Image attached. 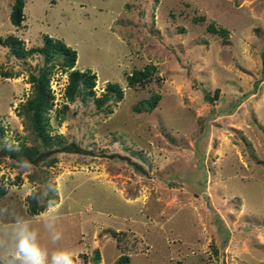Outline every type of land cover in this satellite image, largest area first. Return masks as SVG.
<instances>
[{
	"label": "rangeland",
	"instance_id": "1",
	"mask_svg": "<svg viewBox=\"0 0 264 264\" xmlns=\"http://www.w3.org/2000/svg\"><path fill=\"white\" fill-rule=\"evenodd\" d=\"M11 3L1 37L59 38L94 72L93 96L108 81L122 96L70 98L54 59L43 144L16 114L42 57L0 44V264H21V228L46 264L57 250L74 264H264V0H23L17 25ZM21 145L39 158L8 154Z\"/></svg>",
	"mask_w": 264,
	"mask_h": 264
},
{
	"label": "trees",
	"instance_id": "2",
	"mask_svg": "<svg viewBox=\"0 0 264 264\" xmlns=\"http://www.w3.org/2000/svg\"><path fill=\"white\" fill-rule=\"evenodd\" d=\"M23 0H12L9 20L12 24L17 25L22 17ZM0 44L7 46L8 51L14 56H25L31 52H36L41 55L43 63L39 65L36 71L29 74L31 82V93L22 102L19 103L16 109V114L23 116L29 122L33 133L43 144L49 143L50 134L48 132L47 115L45 114L48 108L51 107L50 92L48 88V67L56 59L64 69H70L68 72V83L66 85V94L73 98L75 95L80 94L84 100L86 96H93V84L95 79L94 72L89 69L79 70L72 68L76 53L75 50L65 44L59 38H53L47 34L43 35L40 45L25 48L22 41L16 35L7 34L3 37L0 36ZM135 77H128L132 82L136 80L139 74L144 75V72L134 71ZM122 96V89L117 82L108 81L104 86V90L98 96H93V102L96 108L101 107L109 100H117ZM157 95L150 98L141 99L139 106L149 110L156 102ZM138 106V107H139ZM137 105L134 107L138 108ZM1 128V127H0ZM41 152L36 147L19 146L18 148L8 149V154L11 157L22 159L25 161H34L39 158ZM5 187L0 183V197L5 193ZM28 203L27 209L31 213H35L38 209L43 208V204L37 201V195L31 192L27 195ZM56 199L54 193L51 194L50 203Z\"/></svg>",
	"mask_w": 264,
	"mask_h": 264
},
{
	"label": "clouds",
	"instance_id": "3",
	"mask_svg": "<svg viewBox=\"0 0 264 264\" xmlns=\"http://www.w3.org/2000/svg\"><path fill=\"white\" fill-rule=\"evenodd\" d=\"M18 235L16 255L21 264H46V254L35 243L34 234L21 228ZM51 264H74L73 254L66 250H57L52 255Z\"/></svg>",
	"mask_w": 264,
	"mask_h": 264
}]
</instances>
